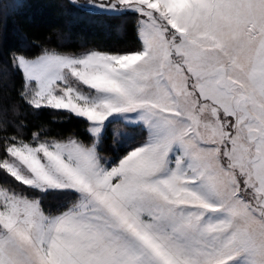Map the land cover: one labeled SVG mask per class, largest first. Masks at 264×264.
I'll list each match as a JSON object with an SVG mask.
<instances>
[{
	"label": "snow or ice",
	"instance_id": "obj_1",
	"mask_svg": "<svg viewBox=\"0 0 264 264\" xmlns=\"http://www.w3.org/2000/svg\"><path fill=\"white\" fill-rule=\"evenodd\" d=\"M29 6L0 0V264H264V0H55L10 44Z\"/></svg>",
	"mask_w": 264,
	"mask_h": 264
},
{
	"label": "trees",
	"instance_id": "obj_2",
	"mask_svg": "<svg viewBox=\"0 0 264 264\" xmlns=\"http://www.w3.org/2000/svg\"><path fill=\"white\" fill-rule=\"evenodd\" d=\"M29 7L22 9L17 15L9 18L6 23L9 43L15 44L17 37L14 34L16 27H25L29 25L31 18L32 25L37 22L43 25L61 24L65 23L64 18L58 16L56 8L53 6L55 0H28ZM36 31H43V28L35 29ZM73 39L83 38L84 40L95 41L101 38V34L95 29L84 24H76L73 26ZM44 119H48L47 116Z\"/></svg>",
	"mask_w": 264,
	"mask_h": 264
}]
</instances>
